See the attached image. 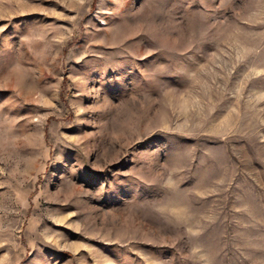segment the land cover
Masks as SVG:
<instances>
[{
	"label": "rangeland",
	"instance_id": "1",
	"mask_svg": "<svg viewBox=\"0 0 264 264\" xmlns=\"http://www.w3.org/2000/svg\"><path fill=\"white\" fill-rule=\"evenodd\" d=\"M0 264H264V0H0Z\"/></svg>",
	"mask_w": 264,
	"mask_h": 264
}]
</instances>
